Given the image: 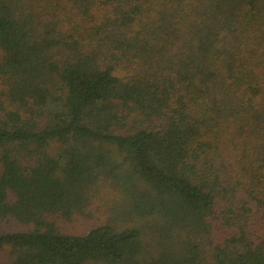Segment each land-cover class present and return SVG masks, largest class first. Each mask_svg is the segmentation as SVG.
Here are the masks:
<instances>
[{"label": "trees", "instance_id": "obj_1", "mask_svg": "<svg viewBox=\"0 0 264 264\" xmlns=\"http://www.w3.org/2000/svg\"><path fill=\"white\" fill-rule=\"evenodd\" d=\"M0 252L264 264V0H0Z\"/></svg>", "mask_w": 264, "mask_h": 264}, {"label": "rangeland", "instance_id": "obj_2", "mask_svg": "<svg viewBox=\"0 0 264 264\" xmlns=\"http://www.w3.org/2000/svg\"><path fill=\"white\" fill-rule=\"evenodd\" d=\"M96 214V213H95ZM97 216H101V213H97ZM6 260L4 253L0 252V264H2Z\"/></svg>", "mask_w": 264, "mask_h": 264}]
</instances>
